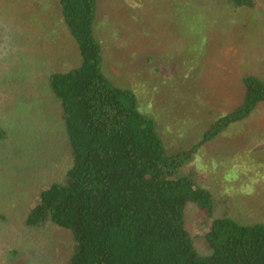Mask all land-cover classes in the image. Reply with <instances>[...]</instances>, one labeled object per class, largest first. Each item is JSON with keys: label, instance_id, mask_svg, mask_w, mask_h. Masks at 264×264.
Returning a JSON list of instances; mask_svg holds the SVG:
<instances>
[{"label": "rangeland", "instance_id": "rangeland-1", "mask_svg": "<svg viewBox=\"0 0 264 264\" xmlns=\"http://www.w3.org/2000/svg\"><path fill=\"white\" fill-rule=\"evenodd\" d=\"M103 72L133 91L170 154L213 197V214L187 208L198 252L216 219L264 225V104L211 143L205 135L243 102L246 76L264 81V0H98ZM80 64L58 0H0V264H67L72 234L27 219L43 189L73 164L53 73ZM1 132H4L1 133Z\"/></svg>", "mask_w": 264, "mask_h": 264}, {"label": "trees", "instance_id": "trees-1", "mask_svg": "<svg viewBox=\"0 0 264 264\" xmlns=\"http://www.w3.org/2000/svg\"><path fill=\"white\" fill-rule=\"evenodd\" d=\"M58 2L80 58L78 67L50 78L73 164L67 183L42 190L27 225L51 222L69 231L75 247L67 264H264V225L243 226L231 218L213 222L206 235L210 255L198 252L187 208L195 204L208 216L214 209L212 194L181 173L195 151L170 154L136 94L104 74L95 30L98 0ZM228 2L236 8L256 4ZM242 89V104L212 125L203 144L264 104L260 78L246 76Z\"/></svg>", "mask_w": 264, "mask_h": 264}]
</instances>
